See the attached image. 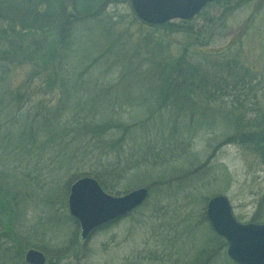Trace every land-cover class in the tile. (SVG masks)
<instances>
[{
    "label": "rangeland",
    "instance_id": "rangeland-1",
    "mask_svg": "<svg viewBox=\"0 0 264 264\" xmlns=\"http://www.w3.org/2000/svg\"><path fill=\"white\" fill-rule=\"evenodd\" d=\"M99 4H104L101 17L74 24L64 59L69 79L63 117L52 127L37 129L36 135H23L16 122L25 110L35 118L40 107L56 105L63 88L56 81L43 87L37 81L24 82L13 60L10 89L21 97L26 83L31 94L19 101L6 99L8 106L0 100V234H5L0 250L10 246L21 260H3L0 253V264H25L23 257L31 248L45 254L46 264H193L211 245L219 246L217 264H235L205 209L210 197L223 194L237 221L264 222V215L254 219L264 210L262 143L256 148L248 140L240 144L232 139L240 126H248L243 130L252 136L264 131V0H216L183 25L170 21L193 30L191 35L144 25L130 0ZM4 28L12 31L5 41L13 50L20 42L27 49L17 60L39 61L60 40L57 27L12 29L4 23ZM159 36L171 44L165 47ZM184 45L199 53L189 60L199 62L202 70H214V62L220 61L237 66L244 80L239 83L244 108L232 106L238 91L228 87L180 112L148 109L147 104L160 100L149 72L161 60L180 55ZM205 53L220 55L208 59ZM1 66L0 72L5 69ZM35 84L43 90L31 88ZM112 127L116 129L102 133ZM103 139L117 143L106 145ZM144 140L150 150L141 146ZM89 151L94 157L83 160ZM99 154H108L117 167L107 193L119 196L148 187L149 195L129 215L84 241L69 216L67 198L75 178L111 162L99 163ZM127 166L134 170L123 176Z\"/></svg>",
    "mask_w": 264,
    "mask_h": 264
},
{
    "label": "trees",
    "instance_id": "trees-1",
    "mask_svg": "<svg viewBox=\"0 0 264 264\" xmlns=\"http://www.w3.org/2000/svg\"><path fill=\"white\" fill-rule=\"evenodd\" d=\"M100 1L102 0H0V22L3 23L0 24V61H2V63L0 62V65L5 67V69L0 72V100L7 106L10 103L9 101L13 99L14 101H19L18 97H20V95L17 92L14 93V91L10 89L11 81L13 82L14 79V75L11 73L12 69H15L13 60L17 61V67L23 71L20 72L22 74L24 73V82L30 84L31 82L37 81L41 84V87H43L45 84H48V82L56 81L63 88V93L61 94L62 97L58 99V103L49 109L40 107L42 112L40 114L35 113V118L31 115L32 112L27 110L23 111L20 119L21 121L16 122L20 124L22 129L21 133L23 135H36L37 129H46L52 127L56 122L58 123V121H61L65 112L63 99L64 96L67 95L66 90H68L65 88V81H68L69 79V76H66V64L64 59L67 58V54L71 47L74 24L76 22H85L101 17L103 14L102 6L104 4H99ZM68 9H71V13L69 14H67ZM184 22L186 23V21H181V24L179 25H183ZM4 23L9 25L12 29L28 28L29 30H41L47 27H57L58 30L60 29V40L58 45L54 46V48L48 51L47 54L42 53L38 56L39 61L33 59L24 60L19 57L17 60L15 57L19 52L27 51V49L23 48V42H20V46L16 50L11 48V42H8V44L6 43L5 40L8 39L6 35L8 32L12 31L6 30L4 28ZM168 25L171 27L167 28L166 26ZM179 25L167 22L160 25L155 24L150 26H161L162 28H166L169 33L182 32L184 35H191L193 33V30H182L179 28ZM159 37H162V41H164L163 45L167 47L169 44L166 43H170L168 42L169 38H164V36ZM155 39L161 40L158 38ZM189 51L191 54H189ZM22 53L23 55L26 54V52ZM179 54L180 55H177L176 58L167 61L161 60V64L160 62L157 63L149 72V74L152 75L150 81L157 83V85H154L156 86V91H154L160 99L158 103L147 104L150 111L152 110L156 112L161 111L162 108H166L180 112L190 107V102H193L196 99L209 100L212 96H216V91L220 90L223 94L227 91L228 87L231 88V90L234 89L233 91H238V94L234 96L236 101L231 100L232 106L234 105L235 107V105H237L236 108H238V110L244 108L242 102L245 93L241 92L244 90V87L239 84L244 80L241 76V72L237 69L235 64L232 65L225 63V61H220L219 63L214 62V70H210L212 66L202 70L199 62L195 63L189 60L192 54H199L193 52L190 46L187 47L184 45ZM205 54H207L206 58L209 59V57H218L219 53L216 55H213V53ZM26 83L23 85L24 89L23 93L21 92L22 96L20 98L28 97L31 94V89L25 87L27 86ZM36 87V84L34 87L31 86L34 90ZM47 88L52 89L49 87ZM41 90L43 89L37 88L35 91ZM6 99H9V101H6ZM238 99L239 102L237 101ZM151 106H154V108H151ZM162 112L163 111H161L160 114H162ZM205 112H207V110H205ZM6 123L8 124L7 121ZM11 123L16 124L15 122ZM115 127H112L109 130L104 129L102 133L105 135L110 130L116 129ZM240 127L241 129L235 133L236 136L232 138L233 140L238 141L240 144H247L248 140L251 142L248 144L255 146L256 148H259V144L262 143V149H264V131L260 133V135L256 134L255 136H252L251 132L243 130L244 127L248 126L245 125ZM124 134L125 132L121 135L124 136ZM104 135H102V137ZM247 136L249 138H247ZM102 141H105L104 143H106V145L117 143L113 140L103 139ZM146 144L147 143L144 140L141 146L147 147L150 150L151 148ZM94 154L95 153L89 151V153L82 158L83 160L88 158L90 160V158L94 157ZM96 160L100 163V161H111V158L108 154L106 157H104L103 154H99V157L96 158ZM114 165L115 164L111 161L101 171L96 172L94 170H86L77 178L82 176L94 177L105 190H112V186L109 185L111 182L109 179H116V176H118L114 173V171L117 170V167H114ZM131 169L134 170V168L130 167L125 168V174L123 175L122 173H119V175L126 176L127 171ZM77 178H75V180ZM262 215H264V210H262L261 213L257 212L254 219L257 217L259 218ZM1 235L5 236L3 233H1L0 236ZM218 247L219 246L211 245V247L208 248L209 250L203 248L196 259H194L193 264H217ZM0 253L3 255V260L20 258V255L15 253L14 248H11L10 246H6L3 250L1 249ZM207 253L213 254L209 255L207 258Z\"/></svg>",
    "mask_w": 264,
    "mask_h": 264
},
{
    "label": "water",
    "instance_id": "water-1",
    "mask_svg": "<svg viewBox=\"0 0 264 264\" xmlns=\"http://www.w3.org/2000/svg\"><path fill=\"white\" fill-rule=\"evenodd\" d=\"M131 6L144 23L161 24L173 19L188 20L213 0H130ZM145 187L123 195H110L96 179L84 176L72 182L68 193L69 213L78 221L81 236L87 238L97 227L126 215L147 197ZM206 218L212 228L228 243L227 254L238 264H264V223H239L232 214L224 195L210 198ZM28 264H45L42 252L29 249L23 257Z\"/></svg>",
    "mask_w": 264,
    "mask_h": 264
},
{
    "label": "flooded vegetation",
    "instance_id": "flooded-vegetation-1",
    "mask_svg": "<svg viewBox=\"0 0 264 264\" xmlns=\"http://www.w3.org/2000/svg\"><path fill=\"white\" fill-rule=\"evenodd\" d=\"M216 2V1H215Z\"/></svg>",
    "mask_w": 264,
    "mask_h": 264
}]
</instances>
